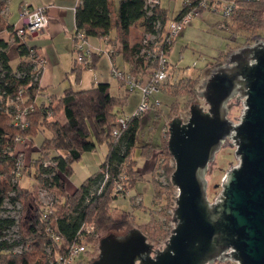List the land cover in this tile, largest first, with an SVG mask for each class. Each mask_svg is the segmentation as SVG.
Returning a JSON list of instances; mask_svg holds the SVG:
<instances>
[{
	"label": "trees",
	"instance_id": "obj_1",
	"mask_svg": "<svg viewBox=\"0 0 264 264\" xmlns=\"http://www.w3.org/2000/svg\"><path fill=\"white\" fill-rule=\"evenodd\" d=\"M7 3L8 0H0V19ZM187 9L183 3L181 11L174 17L181 16ZM158 18L166 22L170 18L168 9L163 8L160 3L151 8L146 7V0H120L116 16L113 15L111 0H80L75 11L76 29L83 30L88 38L94 36L103 40L108 37L112 43H121L122 56L132 72L146 70L152 64L144 61L140 55L141 38H133V25L142 20L145 30L154 31V21ZM230 20L250 31L263 28L264 0L239 1L231 18L224 19L226 28H229ZM6 28L18 35L14 25L6 24ZM114 29L115 34L111 35ZM249 42L248 39L244 44ZM8 47L9 43L0 39V264H59L57 252H63L67 245L78 239V232L84 223H93L95 227L92 233L83 237L84 242H94L96 245H99L103 235L110 231L124 232L129 224L133 213L123 209L114 214L110 203L119 194L114 188L123 181L124 167L125 174L129 177V189L143 178L132 163L139 146L141 118L132 117L118 136L112 135L115 119L118 114L123 113L122 109L127 103L130 91L126 90L123 95H114L110 90V83L105 81H99L87 89L76 90L69 87L63 94H52L47 101L39 102L42 67L40 70L35 68L36 61L29 59L32 53L39 54L37 47L20 43V60L16 67L10 63ZM228 54L221 53L225 57ZM97 59L98 54H95L91 65L76 64L74 69L92 67ZM166 82L172 85L169 79ZM179 82L176 85H180ZM164 85L165 83L162 88L165 89ZM170 94L175 97L173 92ZM58 111L63 115V120L53 118L54 112ZM21 116H25L26 124L22 122ZM45 129L51 131V136L45 137L35 150L38 152L34 158L38 166V184L32 189L15 180L18 157L21 154L16 149V137L34 142L38 132ZM168 136V133L160 136L159 146L170 157L172 154L168 146ZM105 141L108 143V152L99 168L74 191L68 192L67 178L70 179L73 173L74 161L80 159L84 152L95 150L98 144ZM149 144L141 146V154ZM165 167L169 172H173L175 168L168 163ZM151 181L153 185L156 184L154 195H158L160 183ZM41 187L51 190L56 198L53 214L48 217L44 216L43 203L37 195L38 188ZM168 187H174L172 182ZM24 198L30 199L23 202ZM6 199L22 204L18 220L1 214ZM171 203L172 197L167 199L169 208ZM164 213L167 222L173 220V213ZM53 217H56L54 224L62 238L61 244L46 231L47 226L53 225ZM15 224L18 226L19 238L11 241L6 233ZM143 227L140 228L147 234L148 239L159 240L168 234L164 227L150 223H145ZM19 245L21 249L16 250L15 247ZM48 246L51 253L46 250Z\"/></svg>",
	"mask_w": 264,
	"mask_h": 264
},
{
	"label": "water",
	"instance_id": "obj_2",
	"mask_svg": "<svg viewBox=\"0 0 264 264\" xmlns=\"http://www.w3.org/2000/svg\"><path fill=\"white\" fill-rule=\"evenodd\" d=\"M202 84L207 107L192 101L186 120L179 113L168 121L178 193L165 245L155 247L138 226L110 231L90 264H264V39L230 51ZM236 96L243 102L238 121L229 116ZM228 139L239 163L211 200L209 164Z\"/></svg>",
	"mask_w": 264,
	"mask_h": 264
},
{
	"label": "rangeland",
	"instance_id": "obj_3",
	"mask_svg": "<svg viewBox=\"0 0 264 264\" xmlns=\"http://www.w3.org/2000/svg\"><path fill=\"white\" fill-rule=\"evenodd\" d=\"M114 1L117 6L119 0ZM19 2L20 0H11L9 4L10 16L16 21H19L20 19V11L18 10ZM182 5L183 0H161V6L168 9L169 17H172L170 15H177L182 9ZM1 19L0 32L6 29V22ZM230 21L231 24L228 26L229 28H226L225 25H222L224 23V17L220 13L204 10L199 15L193 17L188 25L177 36L171 59L176 61L178 58H181L179 66L185 70H181L180 72L175 71L174 75L170 74L171 79L169 81L172 85H169L167 82L164 85L167 92L164 88H161L160 91L157 92L162 102L161 106L156 110L148 112L141 119L140 137L138 141L139 146L133 155L134 162L132 163L136 170L141 173L143 178L138 180L136 184L129 189V177L125 174L124 167V190L117 191V193H119L117 198L113 199L110 203V209L114 214L120 213L123 209L129 210L133 213L129 224L124 228L125 230L133 226L143 227L145 223H150L151 225L167 229L168 234H166L165 237L159 240L149 239L154 243L155 247L162 248L165 245V241L169 237L171 229L174 226L173 220L167 222L164 212L171 213L172 215L175 207V198L178 193V189L173 183V188L168 187L169 183L172 182V171L169 172L165 166L166 163H168L169 166L174 165L175 167V161L172 156L167 157L162 151L159 146L161 141L160 136L165 135V133H168L169 135L168 121L174 116L179 115L180 113V116L183 117L184 120L189 117L192 101L200 102L207 107L205 99L200 97L198 92L203 87V81L210 75L211 69L215 65L226 60L227 56L225 57L221 55V53H229L233 47L236 49L237 47L244 45L248 39L250 40L249 43L254 42L257 38L264 39V27L250 31L243 27H239L236 23L232 22V20ZM141 24L142 22H138L136 24L137 27H134V39H140L144 34L143 30H137ZM142 27L144 29L143 24ZM114 34L115 29L112 31L111 35ZM89 39L96 40L94 36H91ZM114 43L116 44L115 46H117L118 43ZM12 62H14L13 59ZM60 62L59 66L62 69L63 67L61 66H63L64 63H67L65 54L62 56ZM68 71V73L71 72L69 69ZM61 72H64V70H61ZM104 72L107 74L105 69ZM85 73V75L94 74V70L88 69ZM71 78L73 80L72 76ZM70 80L69 76L62 73L61 81L58 84V88L61 90L59 95L63 94L67 86L70 85ZM178 81H180V85H176ZM112 82V92L118 93L115 80H112ZM192 86L193 88H191ZM170 92H173L175 97L171 95ZM139 100L140 94L138 92H133L129 96L127 104L124 106L126 114H131L135 110ZM229 108L230 118L234 121H238L243 112L242 99L238 96L234 97L229 103ZM23 118L25 120V116H23ZM53 118H59L60 120L64 119L59 111L54 112ZM48 136H51V131L45 129L39 131L34 137L35 143L32 142L31 139L18 140L16 149L21 154L18 157V172L16 173L15 180L25 187L34 189L38 184V166L34 160L38 155V152L35 150L39 148L42 140ZM144 144L149 145L144 147V152L141 154V146ZM235 149L236 145L231 139H228L217 152L216 158L209 164L207 178L208 194L211 200H215L221 193L222 179L226 172L232 166L239 163V159L235 155ZM107 152L108 143L105 141L98 144L95 150L84 152L80 159L74 161L73 173L70 179L67 178V191H74L84 179L96 171L99 168L100 163L104 160ZM151 180H154L155 183L157 181L160 183L158 186V189L160 190L158 195H154L156 184L153 185ZM43 190H45L44 187L38 188L37 195L40 201L48 199V197L43 196L41 192L45 195L49 194L50 197L54 199V194L51 190L48 189V192ZM166 197H172L173 203H171V208L167 206L168 198L166 199ZM29 199L24 198L23 202H27ZM21 209L22 204L20 202H13L10 199H6L1 214L3 216H11L18 220L21 216ZM166 222L167 224H165ZM6 237L11 241L19 238L17 224L7 230ZM87 245L89 252H87L86 255H83V260L80 259L77 264H90L91 261L98 256V245L94 242H90ZM15 249L20 250L21 246L19 245L15 247ZM213 264H237V262L232 260H217Z\"/></svg>",
	"mask_w": 264,
	"mask_h": 264
},
{
	"label": "built area",
	"instance_id": "obj_4",
	"mask_svg": "<svg viewBox=\"0 0 264 264\" xmlns=\"http://www.w3.org/2000/svg\"><path fill=\"white\" fill-rule=\"evenodd\" d=\"M239 1H255V0H183L184 6L188 9L178 17H171L166 22L161 19L154 21V31H147L144 29V34L141 38L142 48L140 55L144 61L152 63L145 71L139 70L132 72L129 69H122L118 67L115 62H112L111 72L115 78L120 80L126 87V90L132 92L135 90L140 91V100L131 114L120 113L115 119V126L112 131L114 137L118 136L123 129H125L132 117L143 118L148 112L158 109L161 106V100L156 95L162 88L163 83L170 77V59L169 55L172 50L174 41L179 33L188 25L193 17L199 15L204 10H210L220 13L224 19H230L233 15ZM160 3V0H146V7H153L155 4ZM151 12V10H149ZM20 18L22 25L16 28L19 36H24L28 33L41 32L49 24L50 17L47 14L45 5L31 6L23 4L20 10ZM222 25H225L223 23ZM104 45H93L83 30H77L74 33V55L75 63L80 66H89L94 61L95 54L107 53L113 55L116 52V47L104 38ZM36 61L35 68L43 67L45 63L44 56L32 53L29 57ZM147 77V78H145ZM22 90H20L21 94ZM22 117V116H21ZM22 122L26 124L22 117ZM21 140L20 136L16 137ZM125 175L123 176V178ZM45 188L43 191H47ZM124 182H120L114 188V191H123ZM48 199H43L44 216L48 217L53 214V203L56 200L50 195H45ZM54 194V193H53ZM53 225L46 228L47 233L59 244L62 242L61 236L57 233L56 225L54 224L56 217H53ZM93 223H84L78 232V239L72 244L65 247L63 252H57L56 258L59 264H77L80 259L83 260V255L88 252V245L84 242L83 237L94 231ZM46 250L51 253L50 246Z\"/></svg>",
	"mask_w": 264,
	"mask_h": 264
},
{
	"label": "crops",
	"instance_id": "obj_5",
	"mask_svg": "<svg viewBox=\"0 0 264 264\" xmlns=\"http://www.w3.org/2000/svg\"><path fill=\"white\" fill-rule=\"evenodd\" d=\"M10 1L11 0H8L7 6L2 10V19L4 20V22H6V24L14 25V27L17 28L22 25V20L20 18L19 21H16L11 18L9 10ZM79 2L80 0H20L18 9L19 11L21 10V6L23 4H29L31 6L45 5L47 8V14L50 17L48 26L41 32H38L36 34L28 33L24 36L14 35L8 28L0 32V39H3L9 43L8 54L10 57V63L13 67H16L20 60V55L18 53V46L20 43L25 42L30 46L35 45L39 54L44 56L46 61L42 67V72L40 75L41 94L38 96L39 102L47 101L48 97L52 94L59 95L61 90L58 88V84L61 81L62 73H65L71 79L70 85L67 86V88L71 87L76 90L87 89L96 85L99 81H105L110 83V90L112 92V80H115V85L118 89V93L112 92V94L123 95L126 92L125 85L120 80L115 78L111 72L112 62H115V64L122 69H129V64L124 61V58L122 56L121 43L119 41H116L118 44L117 46H115L116 52L113 55H109L107 53L98 54V59L94 66L74 69L76 66L73 48L74 33L76 31L75 11ZM111 3L113 6V15L116 16L115 14L118 5L116 6L114 0H111ZM170 16L174 17L176 15ZM138 22H142V20H138L137 22H135L132 30H134V27H137L136 24ZM137 30L144 31L142 24ZM95 38V41L89 39V41L93 45H106L103 40L98 39L97 37ZM175 42L169 55L171 63L170 74L173 75L175 74V71L180 72L181 70H185L184 68L179 66L181 58H178V60L176 61H173L171 59ZM113 45L116 44L113 43ZM64 54L66 55L67 63H64V65L61 66L63 67L61 69L59 66L61 63L60 60L62 56H64ZM12 59L14 62H12ZM103 68L106 70L107 74H105ZM68 69L71 71L70 73H68ZM88 69L94 70V74L85 75V72ZM61 70H64V72H61ZM71 76L73 77V80ZM170 77L169 80L171 79ZM133 92H138L140 94L139 90H135L130 92V95ZM156 95L159 97L158 93H156ZM122 111L124 114H126L124 108L122 109Z\"/></svg>",
	"mask_w": 264,
	"mask_h": 264
}]
</instances>
